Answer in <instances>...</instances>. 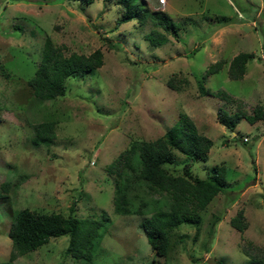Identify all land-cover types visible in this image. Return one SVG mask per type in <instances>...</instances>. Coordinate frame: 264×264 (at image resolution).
Segmentation results:
<instances>
[{"label":"rangeland","instance_id":"rangeland-1","mask_svg":"<svg viewBox=\"0 0 264 264\" xmlns=\"http://www.w3.org/2000/svg\"><path fill=\"white\" fill-rule=\"evenodd\" d=\"M143 2L179 26L176 38L158 29L166 41L154 47L144 38L150 22L115 27L122 14L115 2L0 0V264H84L67 254V235L11 260L9 226L23 208L78 218L105 212L109 221L92 264H248L250 255H264V122L241 119L231 131L217 121L219 108L230 114H252L256 105L264 110V0ZM47 36L65 55L99 49L103 64L83 78L69 77L63 96L42 101L27 82ZM239 53L252 58L234 80L228 64ZM219 60L226 62L222 69L204 77ZM169 79L180 88L168 87ZM199 81L209 94L199 91ZM181 113L212 146L206 161L191 162L175 151L168 172L181 175L189 167L205 177L224 166L226 188L195 215L196 226L169 231L167 257L154 260L140 223L164 201L156 204L158 195L139 188L130 198L134 208L140 198L148 201L144 214H115L117 176L106 167L132 140L162 137ZM43 121L56 123V136L36 146L33 126ZM7 181L11 188L4 193ZM239 210L243 232L230 225Z\"/></svg>","mask_w":264,"mask_h":264},{"label":"trees","instance_id":"trees-1","mask_svg":"<svg viewBox=\"0 0 264 264\" xmlns=\"http://www.w3.org/2000/svg\"><path fill=\"white\" fill-rule=\"evenodd\" d=\"M91 4L94 0H77ZM115 2L122 7V14L116 25L134 21L138 26L147 22L152 28L144 35L151 46H159L166 41L165 33L177 37L179 26L163 11H147L143 0H104ZM161 29L163 33L157 30ZM116 48V44L112 45ZM252 58L249 53L235 55L228 64V76L241 79L246 63ZM226 62L219 60L210 65L204 77L222 69ZM103 64V54L97 49L89 55L70 53L63 54V48L53 44L46 37L43 44L41 60L33 77L27 82L33 96L42 101L54 100L65 94V81L69 77H85L91 70ZM203 77V78H204ZM168 87L179 89L174 79L167 81ZM199 91L209 94L201 81ZM225 97H227L225 95ZM245 119L249 123L264 122V110L260 105L253 108L252 114L241 111L228 113L222 108L217 110V121L233 131L237 123ZM54 121H43L33 126L32 143L36 146L49 144L55 139ZM212 140L198 133L194 122L184 113L177 122L153 141L132 140L119 155L107 165L109 174L117 176L114 186L113 210L118 215H143L148 201L140 198L137 207L132 206L130 195L137 189H144L147 194L158 195L155 203L164 201V207L155 210L144 218L140 225L146 240L153 250L155 258H166L169 249V231L186 223L197 225L199 218L195 215L205 210L214 198L224 193L226 172L224 166H214L205 177L192 175L189 167L183 168L181 175L170 174L167 165L175 162L174 152L185 156L191 162L206 161ZM11 188L10 182L1 184L4 193ZM137 198V194H134ZM109 217L102 212L100 218H78L72 214L42 213L28 208L16 211L11 219L8 236L12 251L10 259L35 251L46 244L50 238L67 235L66 252L72 258L92 264V258L98 249L104 228ZM230 225L239 232L246 229L243 211H237L230 220ZM197 233V232H196ZM248 264H264V255H250Z\"/></svg>","mask_w":264,"mask_h":264},{"label":"water","instance_id":"water-1","mask_svg":"<svg viewBox=\"0 0 264 264\" xmlns=\"http://www.w3.org/2000/svg\"><path fill=\"white\" fill-rule=\"evenodd\" d=\"M212 262H213L212 259H208V260H207V263H212Z\"/></svg>","mask_w":264,"mask_h":264},{"label":"built area","instance_id":"built-area-1","mask_svg":"<svg viewBox=\"0 0 264 264\" xmlns=\"http://www.w3.org/2000/svg\"><path fill=\"white\" fill-rule=\"evenodd\" d=\"M159 2H160L161 4H164V3H165V0H159Z\"/></svg>","mask_w":264,"mask_h":264}]
</instances>
